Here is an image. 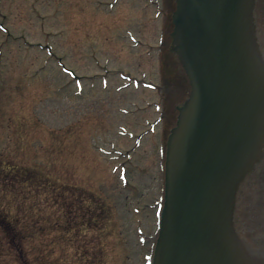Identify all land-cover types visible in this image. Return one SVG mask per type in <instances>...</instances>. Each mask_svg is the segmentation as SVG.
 Here are the masks:
<instances>
[{
  "label": "rangeland",
  "instance_id": "1",
  "mask_svg": "<svg viewBox=\"0 0 264 264\" xmlns=\"http://www.w3.org/2000/svg\"><path fill=\"white\" fill-rule=\"evenodd\" d=\"M115 1L0 0V211L25 235L15 250L0 229V264H145L150 254L159 131L139 147L120 131L148 130L162 91L125 88L121 74L161 88L160 56L144 48L161 50V17L143 0L110 10Z\"/></svg>",
  "mask_w": 264,
  "mask_h": 264
},
{
  "label": "water",
  "instance_id": "2",
  "mask_svg": "<svg viewBox=\"0 0 264 264\" xmlns=\"http://www.w3.org/2000/svg\"><path fill=\"white\" fill-rule=\"evenodd\" d=\"M255 7L256 0H179L173 49L192 93L167 141L153 264H259L234 229L237 192L264 154V59ZM164 11H172L168 0ZM259 28L264 44V25ZM177 89L161 66L165 105L174 104ZM256 191L246 188L239 203L238 216L247 222L239 232L248 242L264 233V194Z\"/></svg>",
  "mask_w": 264,
  "mask_h": 264
},
{
  "label": "trees",
  "instance_id": "3",
  "mask_svg": "<svg viewBox=\"0 0 264 264\" xmlns=\"http://www.w3.org/2000/svg\"><path fill=\"white\" fill-rule=\"evenodd\" d=\"M22 225L23 222L10 220L8 218V214L5 211H0V229L3 230L4 233H6L3 237L7 241V244L9 246H13L15 250H17L19 247L21 248L22 241L23 239H25L24 234L17 233V231H22Z\"/></svg>",
  "mask_w": 264,
  "mask_h": 264
},
{
  "label": "flooded vegetation",
  "instance_id": "4",
  "mask_svg": "<svg viewBox=\"0 0 264 264\" xmlns=\"http://www.w3.org/2000/svg\"><path fill=\"white\" fill-rule=\"evenodd\" d=\"M175 61L176 60H174L173 62H175ZM180 75L183 78L182 83L184 85V89H183L181 97H180V99H181L183 96H186L188 94L190 87L188 86V82H187L186 76H185V74L183 73L182 70L180 71Z\"/></svg>",
  "mask_w": 264,
  "mask_h": 264
}]
</instances>
